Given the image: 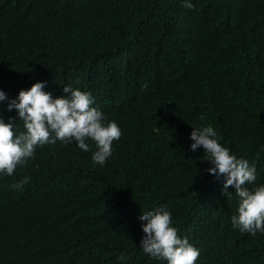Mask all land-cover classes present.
<instances>
[{
  "label": "trees",
  "instance_id": "trees-1",
  "mask_svg": "<svg viewBox=\"0 0 264 264\" xmlns=\"http://www.w3.org/2000/svg\"><path fill=\"white\" fill-rule=\"evenodd\" d=\"M190 2L192 9L185 0L122 5L114 23L116 34L132 28L121 66L126 68L107 77L91 65L104 58V50L73 22L47 21L39 31L36 15L0 17V87L7 94L34 78L45 81L43 90L53 98L65 95V86L78 88L95 96L123 131L103 166L69 146L40 151L47 172L35 192L62 180L69 191L41 204L43 221L27 218L30 193L12 192L0 182V209L22 213L27 224L0 231V264H156L138 250L132 211L157 203L185 232L178 236L196 241L198 264H264V234L233 227L239 203L234 189L231 198L218 191L223 176L206 171L213 165L205 152L169 139L164 128L170 114L216 125L230 154L256 168L249 189L264 185V60L258 51L264 47V0ZM207 70L219 79L223 95L215 96L203 81ZM125 83L142 97L158 90L169 102L164 116L149 112L139 123L126 120L121 99L110 92ZM198 86L205 97L195 93Z\"/></svg>",
  "mask_w": 264,
  "mask_h": 264
},
{
  "label": "clouds",
  "instance_id": "clouds-1",
  "mask_svg": "<svg viewBox=\"0 0 264 264\" xmlns=\"http://www.w3.org/2000/svg\"><path fill=\"white\" fill-rule=\"evenodd\" d=\"M133 4L144 5L147 0H0V17L12 13L36 15L39 31L47 21L73 22L104 50V58L95 61L93 58L91 65L100 71L101 77H107L126 68L121 66L127 62L132 28L116 34L114 19L122 5ZM184 6L194 8L190 0H185ZM258 51L264 60V47ZM203 74V81L214 88L215 96L223 95V86L215 73L207 70ZM45 88V81L39 78L23 82L9 94L0 87V102L5 109L0 112V182L12 192L32 195L26 207L27 218L32 221H43L38 210L41 204L62 200L69 194L65 180L35 192L38 181L47 172L40 161L43 148L69 146L82 154H92V164L103 166L112 155V146H117L123 136L120 123L89 92L65 86V95L53 98ZM110 92L121 99L123 116L133 123L143 121L149 112L160 120L169 104L158 90L150 98L142 97L129 83ZM195 93L205 97L199 86ZM219 127L236 134L231 126ZM164 128L169 139L183 142L193 152H205V161L213 165L206 171L223 176L218 191L231 198L229 188L234 189L239 203L231 217L233 227L253 236L257 232L264 234V185L249 189L247 185L256 180V168L246 159L230 154L216 125L170 114L165 118ZM163 205L136 207L132 211L138 250L156 264H198L200 247L196 241L189 243L187 238L178 236V230L185 232ZM59 218L57 215L55 220ZM10 224L27 225L22 213H5L0 209V231Z\"/></svg>",
  "mask_w": 264,
  "mask_h": 264
}]
</instances>
